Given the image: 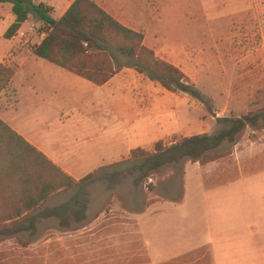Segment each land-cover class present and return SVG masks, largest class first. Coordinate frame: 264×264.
Instances as JSON below:
<instances>
[{
    "label": "rangeland",
    "instance_id": "obj_1",
    "mask_svg": "<svg viewBox=\"0 0 264 264\" xmlns=\"http://www.w3.org/2000/svg\"><path fill=\"white\" fill-rule=\"evenodd\" d=\"M107 1L124 7L145 45L182 69L209 99L207 108L153 83L152 115L163 138L147 151L183 136L214 135L222 129L218 119L264 111V0H135L136 7ZM35 2L61 8L59 0ZM37 19L31 16L12 39L16 51H32L43 38ZM11 23L0 7V45H10L5 33ZM84 112L73 109L71 116ZM216 152L229 154L205 166L184 161L166 167L139 185L133 176L101 178L127 169L129 157L96 171L87 182L86 220L70 228L46 220L35 237L21 235L29 245L0 235V264H264V130L247 128L236 144L225 142ZM238 181L239 188L232 186ZM231 186L232 195H220ZM77 192H60L48 206L72 202Z\"/></svg>",
    "mask_w": 264,
    "mask_h": 264
},
{
    "label": "trees",
    "instance_id": "obj_2",
    "mask_svg": "<svg viewBox=\"0 0 264 264\" xmlns=\"http://www.w3.org/2000/svg\"><path fill=\"white\" fill-rule=\"evenodd\" d=\"M0 4L12 5L16 17L5 33L6 39L16 37L31 16L43 21L47 36L35 49L42 59L98 86L105 85L120 70L132 68L167 91L187 95L209 108V99L182 69L145 45L142 32L124 26L92 0H75L59 20L52 17L53 7L36 4L35 0H0ZM16 69L7 63L0 65V95L10 86ZM218 122L222 129L214 135L180 138L170 146L158 142L153 152L133 150L126 160L127 169L101 178L112 182L118 176H133L139 185L164 168L184 161L202 166L217 162L229 154L216 152L225 142L236 144L247 128L264 130V111L225 117ZM95 172L75 180L0 118V235L16 237L29 245L30 241L21 235L35 237L46 220L56 219L62 228L82 223L87 219V182L95 179ZM72 189L78 190L72 202L56 208L48 206L56 194Z\"/></svg>",
    "mask_w": 264,
    "mask_h": 264
},
{
    "label": "crops",
    "instance_id": "obj_3",
    "mask_svg": "<svg viewBox=\"0 0 264 264\" xmlns=\"http://www.w3.org/2000/svg\"><path fill=\"white\" fill-rule=\"evenodd\" d=\"M74 1L59 0L61 8L57 2L43 3L54 8L52 17L59 20ZM92 1L124 26L141 32L134 21L127 22L124 7L116 8L107 0ZM161 5H165L164 0ZM127 6L136 7L137 3L127 0ZM0 7L12 16L11 27L16 22L12 5ZM57 11L60 13L56 18ZM37 20L44 27L43 21ZM42 34L32 51H16L12 39L5 38L10 45H0V65L13 61L17 66L10 86L0 95V118L12 129L78 181L130 157L133 150L151 149L163 138V128L152 115L155 82L135 69L124 68L105 85L98 86L38 57L35 49L47 36L45 31ZM102 94L104 97L99 98ZM73 109H85V117L74 118ZM185 137L191 136L181 138ZM254 178L259 179V174ZM242 184L238 181L232 186L239 188ZM232 186L220 195H232Z\"/></svg>",
    "mask_w": 264,
    "mask_h": 264
}]
</instances>
